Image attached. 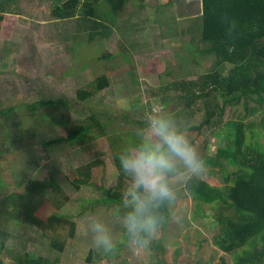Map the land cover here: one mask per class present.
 I'll use <instances>...</instances> for the list:
<instances>
[{"label":"rangeland","instance_id":"obj_1","mask_svg":"<svg viewBox=\"0 0 264 264\" xmlns=\"http://www.w3.org/2000/svg\"><path fill=\"white\" fill-rule=\"evenodd\" d=\"M52 3L53 0H0V10L15 9L28 19L9 18L16 27L6 25L0 36V110L16 107L24 127L23 132L16 131L24 141L14 145L13 152L6 154L5 148H0V200L22 191L28 180H35V187L41 189L42 180L54 177L62 185V192L41 191L36 216L46 220L57 213L73 221L76 230L71 236L70 223L56 231H45L16 222L9 205L5 212L11 217H0L3 264H15L10 250L43 255L52 264H87V257L90 264H223V257L227 264H234L235 252L226 253L214 241L220 227L217 214L231 213L221 204L198 206L187 188L179 185L176 210L183 219L164 225L151 245L159 247L158 254L150 247L138 258L124 246H118L114 253H104L93 246L90 235H83L85 221L93 215L108 223L114 236L120 234L111 222L120 203L103 202L102 189L118 184L113 154L132 142L134 129L142 124L145 103H163L176 117L186 107L179 98L182 90L175 89L173 82L196 79L216 68L215 57L201 52L192 62L193 52L188 47L202 20L199 0L130 1L115 21L111 22L106 14L104 21L113 29L109 27L92 39L80 18L53 19ZM48 26H53L52 32L44 30ZM195 38L200 43L198 36ZM99 74L109 76L110 85L96 92L90 82ZM85 91L91 94L82 100L78 95ZM60 96L68 99L69 108L59 105L39 109L36 117L27 109L29 103L41 98ZM253 106L255 109L247 112L242 106L227 107L218 121L221 131L225 122L233 118L255 123L248 130L247 142L264 152L260 125L264 105ZM188 116L176 118L183 122L187 136L206 161L202 178L222 190L226 184L224 175L234 167L229 165L230 170L225 171L209 161L222 145L220 135L213 134L214 127H200L203 112ZM88 125L93 127L72 135L74 128ZM6 127L0 119V146L10 144ZM88 164H92L88 184L75 183V179L85 178L77 168ZM121 184L120 198L127 179ZM53 240L65 241L64 249L54 246Z\"/></svg>","mask_w":264,"mask_h":264},{"label":"trees","instance_id":"obj_2","mask_svg":"<svg viewBox=\"0 0 264 264\" xmlns=\"http://www.w3.org/2000/svg\"><path fill=\"white\" fill-rule=\"evenodd\" d=\"M53 1V19L67 21L80 18L85 21L84 27L89 30V37L92 39L94 35L101 36L108 31L109 27L104 21L106 14L113 22L119 18L124 7L134 0ZM201 16L202 20L194 30L193 42L188 43L194 56L192 62L197 61L196 55L201 52L203 55L215 57L216 68L196 79L173 82L175 89L182 90L179 98L186 107L181 108L176 117L189 115L190 118L196 116L199 111L203 112L204 119L200 127H214L216 131L213 134L220 135L218 141L222 142L216 149L215 157L209 159L210 163L221 166L225 171L230 170L229 165L234 169L224 175L226 184L222 190L211 186L205 178L194 179L187 186V190L193 199L198 201V206L201 203L221 204L225 211L231 213L217 214L216 222L220 227L214 235V241L218 248L226 253L235 252L234 264H264V152L256 144L247 142L248 130H252L256 125L246 122L243 118H233L225 122L224 131H221L218 121L227 107L242 106L247 112L249 108L255 109L254 103L264 105V0H202ZM233 21L236 26L229 34L228 29ZM99 27L103 31L97 30ZM197 36L200 43L195 42ZM90 85L96 92L102 91L110 85V77L106 74L96 75ZM90 94L85 91L78 96L83 100ZM59 105L70 107L68 99L60 96L41 98L29 103L27 109L35 112L32 117H36L39 109ZM0 119L2 124L7 126L6 136L10 137V144L5 142L0 148L4 147L6 154H9L14 151V145L24 141L16 135V131L23 132L24 127L17 118V108L14 106L0 110ZM93 125L76 127L72 135H78L83 130L88 131ZM260 125L264 135V114ZM13 128L16 129L14 132ZM114 162L118 170L117 160L114 159ZM91 168L92 164L77 168L79 174L85 175V178H77L75 183L88 184ZM124 178L122 173L118 174V184L115 188L102 189L103 202L120 203L119 193ZM39 186L41 189L35 187V180H28L22 191L1 199L0 217H11L5 212L6 207L10 205L13 207L16 222L38 226L45 231H56V228L70 223V234L73 236L76 225L68 218L57 213L46 220L36 216L39 204L37 198L42 194L41 191L61 193L62 185L51 177L42 180ZM52 243L58 249H64L65 241L53 240ZM3 245L4 242H1L0 252ZM151 248H155V253L158 254L159 247L155 245ZM9 252L15 264H52L49 258L29 251ZM86 262L91 263L89 257ZM222 262L227 264L225 257ZM0 264H3L1 258Z\"/></svg>","mask_w":264,"mask_h":264},{"label":"clouds","instance_id":"obj_3","mask_svg":"<svg viewBox=\"0 0 264 264\" xmlns=\"http://www.w3.org/2000/svg\"><path fill=\"white\" fill-rule=\"evenodd\" d=\"M229 26V34L235 28ZM118 174L127 184L123 188L118 211L112 225L120 229L114 236L112 227L93 215L84 224L83 235H90L93 246L104 253L126 247L136 257L146 254L168 222H181L177 212V186H187L203 177L206 161L186 134L183 122L160 102L147 101L142 124L133 131L132 142L114 154Z\"/></svg>","mask_w":264,"mask_h":264},{"label":"crops","instance_id":"obj_4","mask_svg":"<svg viewBox=\"0 0 264 264\" xmlns=\"http://www.w3.org/2000/svg\"><path fill=\"white\" fill-rule=\"evenodd\" d=\"M199 3L201 5V8H202V0H199ZM54 3H52V6H53ZM164 5V4H163ZM23 12H20V11H16L15 9H11V10H5V12H1L0 11V36L2 34V30L3 28L10 24L9 27L11 28H15L16 26L15 25H12L14 23V21H9V18L10 19H13L14 18H17V21L21 18V19H25L26 16H24L22 14ZM26 21H28V19H25ZM54 23V22H53ZM108 27L112 28L113 25L111 23H106ZM55 26V25H54ZM50 29L49 32H52L53 30V26H48V28L44 29L45 31H48ZM113 29V28H112Z\"/></svg>","mask_w":264,"mask_h":264}]
</instances>
